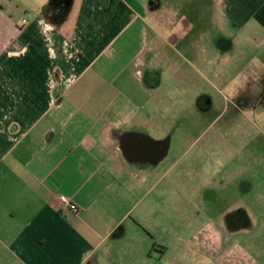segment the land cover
Returning <instances> with one entry per match:
<instances>
[{"label":"crops","instance_id":"obj_1","mask_svg":"<svg viewBox=\"0 0 264 264\" xmlns=\"http://www.w3.org/2000/svg\"><path fill=\"white\" fill-rule=\"evenodd\" d=\"M185 1L145 18L123 0H69L58 26L46 14L19 20L12 0H0V264H99L137 225L139 203L163 182L169 154L160 116L143 111L156 61L171 66L186 49L196 58L187 61L192 69L217 78L234 50L222 27L264 43V0H211L209 30L187 17ZM194 1L195 11L205 7ZM126 138L166 148L158 158L132 157ZM59 195L78 211L55 202Z\"/></svg>","mask_w":264,"mask_h":264},{"label":"rangeland","instance_id":"obj_2","mask_svg":"<svg viewBox=\"0 0 264 264\" xmlns=\"http://www.w3.org/2000/svg\"><path fill=\"white\" fill-rule=\"evenodd\" d=\"M123 1L146 18L147 10L162 17L166 4L178 0ZM212 1L201 0L205 7L195 11L191 7L195 1L186 0L184 12L188 18L202 20V27L209 30ZM69 7V0L11 3L19 20L33 22L46 14L58 26L67 18ZM43 28L44 33H53L49 25ZM222 28L225 36L234 37V50L227 69L218 72V80L204 69L203 75L192 69L187 61L196 58L186 49H181V58H173L171 66L161 57L156 61L153 98L143 111L154 110L168 134L169 154L160 170V176L165 172L164 179L139 203L137 225L112 242L109 257H101L99 264H260L264 43L238 35L229 24ZM211 47L210 52L218 54ZM176 68L182 71L179 75ZM74 87L78 89L79 84ZM89 92L83 90L82 95ZM159 132L154 129L149 135L158 139ZM160 176L155 174L156 180Z\"/></svg>","mask_w":264,"mask_h":264},{"label":"flooded vegetation","instance_id":"obj_3","mask_svg":"<svg viewBox=\"0 0 264 264\" xmlns=\"http://www.w3.org/2000/svg\"><path fill=\"white\" fill-rule=\"evenodd\" d=\"M161 146L166 148V143L163 145H159L158 143H149V141H146L144 138H126L123 140L122 144L124 152L132 157L149 153L155 158H158L162 150ZM227 229L230 230L228 227Z\"/></svg>","mask_w":264,"mask_h":264},{"label":"built area","instance_id":"obj_4","mask_svg":"<svg viewBox=\"0 0 264 264\" xmlns=\"http://www.w3.org/2000/svg\"><path fill=\"white\" fill-rule=\"evenodd\" d=\"M55 202H57L58 204H60L61 206L71 210L72 212H77L78 211V207L72 202L70 201V199H68L67 197L63 196V195H59L56 199Z\"/></svg>","mask_w":264,"mask_h":264},{"label":"trees","instance_id":"obj_5","mask_svg":"<svg viewBox=\"0 0 264 264\" xmlns=\"http://www.w3.org/2000/svg\"><path fill=\"white\" fill-rule=\"evenodd\" d=\"M45 8H43V12H44Z\"/></svg>","mask_w":264,"mask_h":264}]
</instances>
